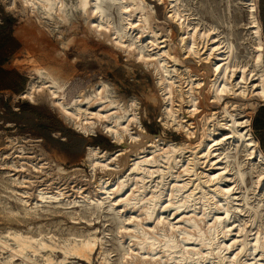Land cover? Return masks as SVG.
<instances>
[{
	"label": "bare ground",
	"instance_id": "bare-ground-1",
	"mask_svg": "<svg viewBox=\"0 0 264 264\" xmlns=\"http://www.w3.org/2000/svg\"><path fill=\"white\" fill-rule=\"evenodd\" d=\"M241 1L246 7V24L249 30V52L244 56L236 53L235 43L217 25L194 17L190 6L182 0H168V16L172 21L176 20L181 29L179 48L187 53L185 57L196 58L197 62L208 65L207 91L215 101H224V96L228 94L235 98L251 95L256 99H264V38L257 17V0ZM19 2L21 9L31 14L46 18H53L54 14H58L62 22L71 21V13L77 16L86 15L87 21L95 31L104 34L103 36L125 52L141 58L145 64H151L158 75L161 95L169 102L164 106L169 120H164L163 124L170 126L172 121H176L175 126L179 129L186 127L187 138L191 139L194 134L193 122L188 121L189 118L181 120L177 112L181 108V102H184L188 108L187 113H196L199 96L195 90L204 84L199 78L195 82L189 77L186 83L182 80L185 83L183 85L182 75L177 73L174 64H168L169 59L173 62L179 60L177 50L172 51L169 46L171 38L168 35L164 39H158V33L152 26L156 17L150 11L146 0ZM9 4L16 7V0H10ZM112 7L117 13V21L111 16ZM172 73L178 78L175 85ZM30 75L31 80L20 93V97L30 102H36L38 98L46 99L56 108L64 122L79 132L95 133L101 127L117 141L127 134L133 139L139 136V133L130 132L131 125L140 127L136 120L135 100L124 104L116 95L110 93L105 82H98L87 94L71 93L67 96L64 84L46 70L33 67ZM84 104H87V107H84ZM92 104L95 105L94 109L88 107ZM230 105L231 109L227 102L222 107L228 119L215 122L224 125L228 131L214 137L213 128L204 126L201 140L197 144L202 155L188 158L187 164L182 162L179 165L177 152L182 150L180 144L159 145L154 140L150 142L153 149L149 155L137 154V160H134L129 168L130 172L119 175L112 181L99 178L96 193L91 197L93 203L102 204L107 199L109 207H118V212L135 209L132 215L122 217L118 224L120 238L128 243L123 250L124 259L128 255L131 256L134 250H142L141 253L145 256H141L137 264H264V192L261 191L262 197L258 196L252 203L249 201L246 184V175L249 172L251 189L255 196L260 195L255 190L264 188V154L251 133L250 116L244 114V110L233 112L232 109L237 107L234 101ZM227 140H230L231 147H222ZM16 147L17 159L9 165L11 170L19 173L26 171L30 174L44 169L43 164L46 162L41 161L38 155H25L21 144ZM230 149L234 150V153L231 154ZM99 152L102 153L99 155ZM239 152L244 156L241 160ZM105 153L99 150L98 146H89L87 157L90 164H109L106 162L108 160ZM229 156L232 163L228 159ZM198 157L210 160V165L214 166L216 172L213 170L204 173L205 176L201 179L195 172ZM159 159L166 164L165 170L158 167ZM178 165L193 173L197 181L192 178L187 181L178 179L181 176L178 173L175 179L168 182V186L160 188L158 185L164 175ZM244 165L246 166L243 167ZM199 173L203 174L202 171ZM155 177L158 178L156 184H147L150 178ZM11 182L24 184L23 189L11 190L26 206L30 205L32 200L35 205L42 201L50 203L64 195L57 187L55 191L36 185L32 189L34 180L31 175L18 174ZM201 183L210 186L209 192L202 189ZM30 194H34L31 199ZM70 202L77 201L71 200L68 203ZM199 203L202 204V210H199ZM168 204H173L174 211L183 206L193 207L188 216L181 215L179 219L172 221L162 214ZM233 216L236 218L232 219ZM181 219L182 224L179 223ZM97 239L98 236L94 233H79L73 234L72 238L66 237L61 242H51L44 240L40 233L34 235L16 229L7 230L5 234L0 233V249L7 252L2 255L0 263L22 264L23 260L30 264H61L69 255L89 263ZM188 240H194L195 244L200 246L192 249ZM56 251H62L64 257L56 259ZM17 257L21 258V262L15 261ZM103 259L107 261L106 256ZM69 264L83 263L71 261Z\"/></svg>",
	"mask_w": 264,
	"mask_h": 264
},
{
	"label": "rangeland",
	"instance_id": "rangeland-1",
	"mask_svg": "<svg viewBox=\"0 0 264 264\" xmlns=\"http://www.w3.org/2000/svg\"><path fill=\"white\" fill-rule=\"evenodd\" d=\"M9 2L10 0H0V62L4 67L13 69L0 68V233L5 234L7 230L13 229L27 234L40 233L44 240L51 242H61L66 237L72 238L73 234L94 233L98 239L89 263L69 255L61 261V264H69L71 261L83 264H137L141 256L145 255L141 253L142 250L141 252L134 250L131 256L128 255L124 259L123 250L128 243L120 238V230H118L121 218L132 215L135 209L118 212V207H109L107 199L102 204L93 203L91 197L96 193L99 178L112 181L119 175L123 176L130 172L129 168L132 162L137 160V154L149 155L153 149L150 142L154 140L159 145L180 144L182 150L177 152V157L180 158L179 165L182 162L187 164L188 158L202 155L197 144L201 140L204 126L213 128L214 137H219L228 131L224 125L215 123L217 120L224 122L228 119L222 108L224 103L227 102L231 109L230 104L234 101L237 107L232 109L233 112L244 110L243 113L250 116L260 99L251 95L235 98L228 94L224 96V101L212 100L207 91L208 65L197 62L196 58L185 57L187 53L180 50L181 29L179 23L174 19L172 21L168 16L170 7L168 0H146L150 11L156 17L152 26L158 33V39H164L168 35L171 38L169 46L172 47V51L177 50L180 63L169 59L168 64H174L177 73L182 75L181 81L186 83L190 77L196 82L199 78L204 84L195 90L196 95L199 96L196 113H187L188 108L184 102H181V108L177 112L181 120L189 118L188 121L193 122L194 134L188 139L186 127L177 128L176 121H172L170 126L163 124L164 120H169L164 110L165 104L169 102H166L161 95L158 75L151 64H145L141 58L125 52L112 40L103 36L104 34L95 31L87 21L86 15L77 16L71 13L72 20L62 22L58 14H54L53 18L41 17L39 14H31L21 9L19 0H16V7ZM182 2L190 6L194 17L214 23L227 33L235 43L236 53L239 56L247 55L249 30L246 24V7L241 0H182ZM110 11L112 18L117 21L115 9L112 7ZM257 17L259 18L258 0ZM133 32L135 34V31ZM33 67L46 70L53 78L64 84V92L67 96L71 93L87 94L92 86L103 81L107 84L110 93L116 95L124 104L135 100L136 120L142 129L131 125L130 132L139 133V136L133 139L127 134L117 141L101 127L95 133L79 132L65 123L56 108L46 99L38 98L36 102H30L20 97V93L26 89L31 80L30 73ZM172 77L175 85L178 83V78L174 73ZM10 79L15 82L8 88L7 83ZM21 103L30 104L36 111L27 107L20 108ZM174 104L176 106L177 102L175 101ZM83 106L87 107V104ZM88 107L94 109L95 105ZM243 113L241 112L240 115ZM44 124L49 127L43 126ZM53 127L55 129H51ZM94 141H100L103 145L95 144ZM229 143L230 140H227L221 146L230 148ZM20 144L25 155L36 154L42 159L41 161L46 162L42 171L29 174L26 171L19 173L11 170L9 165L15 163L16 151H18L16 146ZM89 146H98L99 150L105 151L108 160L106 162L109 164L103 162L90 164L87 157ZM141 147L143 149H140ZM233 151L230 149L231 154L234 153ZM101 153L99 152V155ZM242 158L244 156L239 152V159ZM228 159L232 163L230 156ZM159 160L158 167L165 170L166 164L162 159ZM203 160L204 157L199 158L195 166V172L201 176V179L204 178V173L214 170L210 160ZM179 165L164 175L158 185L160 188L168 186V182L175 179L178 173L181 175L178 179L195 180L193 173L185 171V168ZM200 171L203 174L199 173ZM18 174L32 176L34 180L32 189L36 185L55 191L57 187L64 192V195L50 203L42 201L35 205L32 200L30 205L26 206L11 190L24 188V184L11 182ZM157 180L156 177L150 178L147 184L154 185ZM246 184L249 201L253 203L264 192V188L256 189L255 192L260 195H254L249 172L246 175ZM201 185L204 191L209 192L210 186L204 183ZM32 197L34 194H30L29 199ZM71 200L77 202L68 203ZM198 206L199 210L203 209L201 203ZM186 207L174 211L173 204H168L162 214L176 221L181 215L188 216L191 213L193 206ZM179 223H183L182 219ZM9 240L12 242V239ZM188 242L192 249L200 246L195 244L194 240ZM6 254L5 250L0 249V259ZM104 256L107 261L103 259ZM63 257L62 251L55 252L56 259ZM15 261L21 262V258L17 257ZM22 264L30 263L22 260Z\"/></svg>",
	"mask_w": 264,
	"mask_h": 264
},
{
	"label": "crops",
	"instance_id": "crops-1",
	"mask_svg": "<svg viewBox=\"0 0 264 264\" xmlns=\"http://www.w3.org/2000/svg\"><path fill=\"white\" fill-rule=\"evenodd\" d=\"M258 10H259L262 36H264V0H258ZM0 68L1 69L8 68V70H13L12 67H4V64H2L1 62H0ZM12 77L14 76L12 75ZM17 78L19 79V76ZM14 82H15L14 80L10 79V81L7 83L8 88L12 87ZM250 130L252 135L257 141L258 148L260 149L262 154H264V99H260L256 103L250 114Z\"/></svg>",
	"mask_w": 264,
	"mask_h": 264
},
{
	"label": "trees",
	"instance_id": "trees-1",
	"mask_svg": "<svg viewBox=\"0 0 264 264\" xmlns=\"http://www.w3.org/2000/svg\"><path fill=\"white\" fill-rule=\"evenodd\" d=\"M19 106H20V108L27 107V108H30L32 111H36V109H35L33 106H31L30 104L21 103ZM43 126H45V127H47V128L49 127V125H47V124H44ZM51 129H55V128L53 127V128H51ZM94 143H95V144L103 145V143L100 142V141H94Z\"/></svg>",
	"mask_w": 264,
	"mask_h": 264
}]
</instances>
